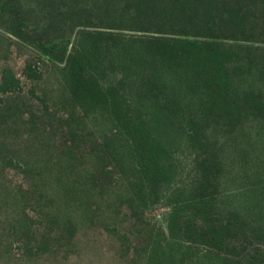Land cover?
<instances>
[{"label": "rangeland", "instance_id": "374dc122", "mask_svg": "<svg viewBox=\"0 0 264 264\" xmlns=\"http://www.w3.org/2000/svg\"><path fill=\"white\" fill-rule=\"evenodd\" d=\"M183 1L188 17L214 28L209 41L228 51L238 97L264 107V2ZM171 2L0 0V82L6 69L21 82L0 95V264H144L158 233H168L171 207L197 195L216 197L222 223L242 222L229 241L239 248L235 264L245 263L239 252L264 249V113L224 118L203 103V88L175 96L164 88L174 64L159 62L158 76L140 64L133 72L131 53L143 41L180 38L146 25L147 3ZM233 16L244 19L243 33L234 34ZM53 43L60 49L47 54L42 47ZM70 56L81 58L83 76L70 72ZM88 81L114 97L89 101ZM121 116L163 136L165 172L143 189ZM189 132L202 142L192 146Z\"/></svg>", "mask_w": 264, "mask_h": 264}, {"label": "trees", "instance_id": "16d2710c", "mask_svg": "<svg viewBox=\"0 0 264 264\" xmlns=\"http://www.w3.org/2000/svg\"><path fill=\"white\" fill-rule=\"evenodd\" d=\"M211 1L215 3L217 0ZM260 1L264 2V0ZM147 7V12L144 14L149 21L146 25L180 38L174 40L152 38L143 41L144 47L135 48V51L131 53V59H133L131 65L137 68L133 72L140 74V64L142 67H149L148 70L151 71L152 76H158L159 62L174 64L172 68L167 67L172 70L173 81L171 84H166L164 88H172L175 96H182L184 87L192 92L203 88L200 90L203 103L206 105V98L210 99L209 105L219 108L224 118L236 120L242 116V109L247 112L256 109L257 113H264V107L255 98L240 99L238 97L227 73L228 51H221L218 44L209 41V37H214V28L211 25H202L192 17H188L186 14L188 5L185 1L172 0L168 7L147 3ZM232 19L236 23L233 29L234 34L239 33V30L243 29L244 19L236 16ZM14 28L15 34L18 32L21 35L24 34L23 29L18 26ZM243 32L242 30L240 33ZM197 34L200 38H195ZM206 34L207 36H203ZM147 45L149 46L146 49ZM42 48L47 54L52 55L60 49L56 43ZM68 58L72 65L70 71L72 75L76 78L83 76L79 69L81 58L79 56ZM27 74L33 80L41 78L31 66L28 67ZM20 89V80L11 70H4L0 82V95L9 96ZM108 96L114 97L112 93L106 94L101 91L96 84L88 81L85 86L84 97L93 103L109 102ZM112 109L115 115H121L116 103H113ZM119 120H121L120 129L127 135L136 160L141 162L140 167H137L135 171L139 175L143 189L145 180H160L165 172L160 160L162 152L160 143L163 141V136L153 134L152 131L158 130L157 127L150 125L148 128V123L143 120L126 116H121ZM160 122L161 119H157V123L160 124ZM186 128L194 131L195 123L190 121ZM189 136L192 146L197 145L198 141L202 142L197 133L189 132ZM136 185L139 187V183ZM203 187L205 185L201 188ZM215 203L214 195L210 197L197 195L173 205L168 221V233L162 230L158 233L159 238L151 245L144 264H235L233 254L237 253L239 248L231 246L229 241L235 236L234 232L243 227V224L239 221L233 225L222 223L219 215L214 212ZM254 251L248 256L241 255L239 252L244 264H264V249L260 247Z\"/></svg>", "mask_w": 264, "mask_h": 264}]
</instances>
